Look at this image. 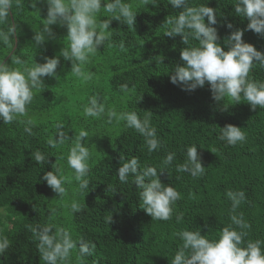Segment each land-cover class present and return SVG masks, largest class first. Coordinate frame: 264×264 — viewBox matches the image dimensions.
<instances>
[{"label": "trees", "instance_id": "1", "mask_svg": "<svg viewBox=\"0 0 264 264\" xmlns=\"http://www.w3.org/2000/svg\"><path fill=\"white\" fill-rule=\"evenodd\" d=\"M190 2L206 3V0ZM233 4L234 0L208 3L217 10L215 27L220 37L218 42L225 50L224 38L236 28H246L248 23L246 18L233 15ZM37 7L40 13L26 0L23 7L12 9L11 19L18 27L14 52L29 62L34 57L36 62L43 63L44 56L53 57L64 47L67 29L51 26L55 39L47 40L35 53L31 45L33 28H42L40 23L47 14L46 4ZM146 8L137 9L134 30L112 21V41L118 44L123 40L126 46H132L130 54L101 46L89 68L95 73L91 81L74 77L70 73L71 62L60 58L59 80L45 77V88L35 93L30 106L36 125L34 136L25 134L21 123L3 125L0 121V234L6 235L11 244L8 252L0 256V264H44L28 225L45 223L51 207L58 209L59 223L94 242V252L88 257L90 264H171L182 243L175 233L183 229L200 230L210 239H216L217 233L231 223V202L225 197L229 189L245 191L246 200L238 211L244 213L251 225L246 239L264 240V108L253 110L243 99L235 104L226 98L223 103L230 106L227 111H221L207 83L191 92L172 84L170 72L177 63H182L180 50L185 45L179 35L165 36L161 25L175 10L167 0H161L157 7ZM228 22L233 23L234 29L226 27ZM243 40L264 52V38L253 31H245ZM6 55L7 50L0 51V56ZM156 55L164 56V64L152 60ZM5 62H11L10 55L5 57ZM249 75L264 81V69L258 65ZM125 83L134 91L121 93L119 87ZM94 94L107 108L117 112L134 109L141 118L151 112V123L157 129L161 147L149 153L144 138L132 129H125L123 122L109 125L102 119H85L82 105ZM58 120L77 132L84 127L90 135L94 134L88 141L93 153L91 191L81 201L85 207L76 216H70L67 208L53 200L58 199L57 194L41 180L44 171H51L55 161L60 164L63 161L50 156L48 163L39 165L31 157L36 150L46 156H58L65 150L50 149L46 144ZM227 124L241 127L246 141L228 146L217 139L220 127ZM72 135L74 131L70 130L69 136ZM193 144L198 146L205 167V174L199 178L176 170L177 165L185 162L186 146ZM213 149L215 153L210 151ZM168 152H174L175 159L159 178L163 184L175 187L181 198L174 205L171 220H152L139 206L132 177L122 184L116 171L132 157H137L141 166L152 165L159 170ZM177 216L182 219L177 221Z\"/></svg>", "mask_w": 264, "mask_h": 264}, {"label": "clouds", "instance_id": "2", "mask_svg": "<svg viewBox=\"0 0 264 264\" xmlns=\"http://www.w3.org/2000/svg\"><path fill=\"white\" fill-rule=\"evenodd\" d=\"M31 8L40 13L38 4L47 5L46 18L42 19L38 30L34 29L31 45L36 49L47 40L55 39L51 26L57 25L67 29L64 37L66 43L53 57L44 56L43 63L34 57L26 59L14 52L18 27L11 19L14 7H23L26 0H0V51L7 50L11 62L6 63L0 56V121L3 125L18 122L24 125V133L34 136L35 122L30 115L35 93L45 88L44 78L59 80L57 68L60 58L71 62L70 73L85 82L91 81L95 73L89 68L94 58L105 45L108 49H117L120 53L130 54V48L121 40L118 44L112 41V21L126 25L134 30L137 9L147 5L157 7L161 0H27ZM175 14L168 15L162 27L167 37H181L185 47L180 50V61L170 72V82L182 90L194 91L210 86L212 99L221 105V111H227L230 105L224 104L229 99L235 104L246 101L253 110L264 108V81L250 77V72L257 65L264 69V52L253 44L243 40L245 31L251 30L264 38V0H234V16L246 18L244 29L236 28L231 22L228 29H234L224 38L222 47L218 42V13L206 3H195L190 0H167ZM135 4V7L133 5ZM148 10V9H147ZM178 10V11H176ZM223 16V15H219ZM107 17V19H101ZM193 41L195 43H193ZM156 64H164V56L152 57ZM119 91L128 94L134 91L127 83L120 85ZM142 98L139 97L136 102ZM84 118L102 119L106 124H120L125 129H132L144 138L149 153L161 147L157 129L151 123V112L141 118L134 109L117 112L107 108L98 95L87 98L82 105ZM241 127L227 124L220 127L217 139L225 141L228 146H236L246 141L247 137ZM73 130L74 135L69 136ZM89 130L81 127L77 132L65 123L57 121L52 133L46 140L50 149H65L59 155L46 156L42 151L31 153L32 160L39 165L49 162L50 156L63 164L53 163L51 171H44L41 180L58 196L56 200L62 208H67L70 216L81 213L85 207L81 201L91 189L89 174L93 163V153L89 147ZM198 146H186L185 162L176 166L178 172H186L193 178L202 177L205 167L201 162ZM215 153V150H210ZM174 152H168L161 162V167L141 166L137 157L122 163L116 171L122 184L129 182L137 186L139 206L152 220L169 221L172 219L174 205L181 198V193L171 184H163L159 178L175 159ZM231 202L230 221L223 227L216 239H210L200 230L183 229L174 235L182 242L176 250L171 264H264V240L246 239L251 225L245 220L244 213L238 211L246 200L243 190L225 192ZM67 198V202H65ZM48 220L43 224L28 225L32 239L44 264H90L95 244L76 235L72 229L58 222L60 213L56 207L48 208ZM177 221L182 217L177 216ZM112 220V215L109 222ZM11 247L6 235L0 234V256H4Z\"/></svg>", "mask_w": 264, "mask_h": 264}]
</instances>
